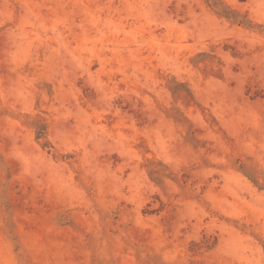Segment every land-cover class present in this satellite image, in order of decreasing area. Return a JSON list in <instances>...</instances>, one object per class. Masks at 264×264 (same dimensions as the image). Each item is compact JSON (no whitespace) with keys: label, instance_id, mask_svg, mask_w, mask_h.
Here are the masks:
<instances>
[{"label":"rangeland","instance_id":"rangeland-1","mask_svg":"<svg viewBox=\"0 0 264 264\" xmlns=\"http://www.w3.org/2000/svg\"><path fill=\"white\" fill-rule=\"evenodd\" d=\"M0 264H264V0H0Z\"/></svg>","mask_w":264,"mask_h":264}]
</instances>
